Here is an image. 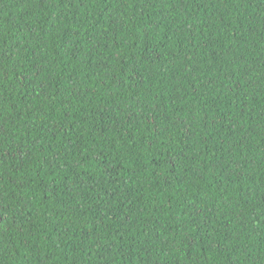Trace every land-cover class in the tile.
Returning a JSON list of instances; mask_svg holds the SVG:
<instances>
[{
  "label": "trees",
  "instance_id": "obj_1",
  "mask_svg": "<svg viewBox=\"0 0 264 264\" xmlns=\"http://www.w3.org/2000/svg\"><path fill=\"white\" fill-rule=\"evenodd\" d=\"M0 264H264V0H0Z\"/></svg>",
  "mask_w": 264,
  "mask_h": 264
},
{
  "label": "water",
  "instance_id": "obj_2",
  "mask_svg": "<svg viewBox=\"0 0 264 264\" xmlns=\"http://www.w3.org/2000/svg\"><path fill=\"white\" fill-rule=\"evenodd\" d=\"M0 221H1V217H0Z\"/></svg>",
  "mask_w": 264,
  "mask_h": 264
}]
</instances>
